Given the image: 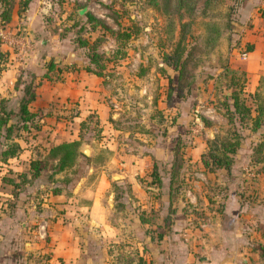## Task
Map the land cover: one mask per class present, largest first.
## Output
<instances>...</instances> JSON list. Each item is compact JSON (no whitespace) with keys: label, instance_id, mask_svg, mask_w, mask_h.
I'll list each match as a JSON object with an SVG mask.
<instances>
[{"label":"rangeland","instance_id":"1","mask_svg":"<svg viewBox=\"0 0 264 264\" xmlns=\"http://www.w3.org/2000/svg\"><path fill=\"white\" fill-rule=\"evenodd\" d=\"M210 1L205 5L198 0L191 13L182 9L178 18L172 11L161 13L147 0H29L25 6L21 5V0H11L9 20L0 21V30L6 33L5 39L0 38V69L7 62V50L11 48L8 40L11 37H18V48L30 44L41 58L49 52L46 64L50 59L53 65L59 64V57L72 52L73 62L66 67L74 69L75 65L76 69H95V65L89 62L87 48L93 45L98 53H102V73L106 74L104 78L108 83L106 90L119 104L118 109L108 104L109 109L102 118L87 113L70 123L61 120L66 117L58 119L56 116L54 121L43 120L42 123L32 117L25 124L29 126L27 130L20 127L23 124L17 118H9L15 127L12 138L19 144V154H22L11 163V167L17 171L16 174L28 173L31 171L29 162L34 159L39 161V175L30 178L29 183H21L19 188L30 189L28 195L32 197L36 211L42 209V198H48L45 193L63 196L51 202L45 200L51 210L48 214L45 211L43 216L52 222L59 216L62 225L71 227L78 223L83 244L78 264H126L129 254L143 246L140 240L147 237V231L152 236L158 233L155 226L160 217L155 213L159 212V205H152L145 212L140 209V198L133 193L134 184L138 189L146 190L151 164L155 160L151 159L152 163L145 166L139 163V159L148 152L147 143L163 137L166 125L162 116L165 113L169 117L176 110L183 112L188 109L195 120L192 119L189 125L193 128L192 135L205 139L201 118H211L214 126L226 123L223 109L215 96H228L238 91L250 105L251 98L242 96L239 89L246 78L241 70L232 68L242 57L240 51L243 46L238 39L241 30L236 26L243 24L238 16L240 0ZM82 9L100 24L87 21L84 13H78ZM182 22L185 26L180 28ZM248 23H244L247 28L251 25ZM123 31L130 33L128 38L117 36ZM81 41H87L88 45L80 44ZM13 47V51L17 50L16 46ZM174 50L178 58H175ZM28 60H24V65ZM173 62H176V67ZM15 64L17 86L23 89L29 85L32 90L37 79L35 76L29 78L22 63ZM18 100L14 104L15 110ZM176 102L180 107H173L172 110L171 106ZM261 123L258 135L264 133V114ZM45 125L52 127L57 134H46L50 130L42 128ZM234 125L236 127L237 122ZM62 129L70 133H62ZM71 133L78 138V154L71 166L56 172L55 162L47 160L44 155L51 145L70 140ZM83 147H88L87 156L81 152ZM183 155H187L185 151ZM139 166L143 169L141 175L138 173ZM168 168L156 161V172L161 177L168 176ZM203 173V168L183 163L175 180V191L179 194L175 196L174 193L173 201L181 197L186 205V191L197 196V190L202 187L198 188L184 178L192 177L194 181L197 175ZM10 176L7 174L5 177ZM198 181L203 186V176ZM11 189L9 186L8 191L12 192ZM147 189L150 197L146 200L152 201L151 204L155 201L160 203L156 195L153 198L158 190H154L153 186ZM175 202L177 204V200ZM82 205L88 209H81ZM92 205L97 208L94 212L89 210ZM66 209V214L59 215ZM139 213L149 217L144 230L137 228ZM93 219L114 227V236L108 230L99 235V226ZM160 220L168 221L163 217Z\"/></svg>","mask_w":264,"mask_h":264},{"label":"crops","instance_id":"2","mask_svg":"<svg viewBox=\"0 0 264 264\" xmlns=\"http://www.w3.org/2000/svg\"><path fill=\"white\" fill-rule=\"evenodd\" d=\"M239 6L238 16L243 24L238 26L241 30L238 39L243 46L240 54L245 56L231 67L244 74L246 79L239 89L242 96H249L252 102L253 94L262 95L264 88V0H240ZM247 22L251 24L249 28L244 24ZM7 52L9 56L5 67L0 69V101L7 110L15 111L14 104H17L19 95L22 94V87L17 86L14 75L17 66L15 63L18 62L23 64L30 79L32 76L37 79L32 88L34 98L28 105V110L41 123L43 120L54 121L56 116L58 119L66 117L61 120L63 123H70L87 113H94L102 118L109 109L108 104L113 109H118L119 104L102 83L104 76L76 69L77 65L75 69L66 67L73 62L72 52L59 57L60 63L54 64L50 70L46 64L50 53L47 52L48 55L41 58L30 44L22 52L9 49ZM236 55L238 56L237 53ZM27 59L29 60L24 65V60ZM173 107L177 109L180 104L176 102L171 106L172 110ZM166 109L165 112H168ZM170 114L169 117L167 113L162 116L166 125V129L162 131L163 137L146 144L148 152L140 156L139 163L148 166L147 164L152 163L151 159H154L169 167L174 145L177 140H182V151L187 154L185 157L183 155L184 163L202 168L200 154L206 149V139L213 136L218 125L214 126L211 118L206 117L211 125L209 128L202 126L206 137L200 139L192 135L193 128L189 125L194 118L188 109L183 112L176 110ZM113 119H116L114 115ZM43 127L50 130L46 134H57L52 127ZM61 131L64 134L70 133L66 129ZM73 133L71 139L76 138ZM242 134L243 139L228 170H204L203 175H197L194 181L192 177L184 178L189 183H195L198 188L202 187L197 190V196L185 192L187 199L184 201L192 204L195 212L188 209L184 214V204L180 198H176L177 204L176 200L169 202L167 175L161 179L160 196L157 199L160 203L148 202L146 199L150 197V192L138 189L134 184L133 195L140 198V209L146 212V208L159 205V212L155 215L159 214L163 219L170 217L167 222H161L159 218L155 226L161 234L160 239L151 241L145 236L140 240L143 246L140 247L139 254L149 260L150 264H264V174L252 171V168L256 170L257 165L247 164L253 145L251 142L257 140L258 134L247 129H243ZM21 155L18 154L17 157ZM15 160L16 158L11 159L10 164ZM137 168L138 173L143 174L142 167ZM245 168L250 170L251 176L244 171ZM202 176L204 183L200 186L198 179H202ZM14 180L17 181L16 177ZM9 186L0 175V264H78L82 255L81 245L83 246L78 223L71 227L68 224L62 225L59 216L53 222L43 216L45 211L48 214L51 210L45 200L51 202L63 196L45 193L48 198H42V209L36 211L32 197L28 195V187L24 190L17 187L9 192ZM93 205L89 208L91 212L97 210ZM80 208L88 209L83 205ZM67 212V209L63 210L59 215ZM136 220L139 224L137 228L144 230L146 223ZM93 221L99 226V235L108 230L114 236V227L103 225L96 219Z\"/></svg>","mask_w":264,"mask_h":264},{"label":"trees","instance_id":"3","mask_svg":"<svg viewBox=\"0 0 264 264\" xmlns=\"http://www.w3.org/2000/svg\"><path fill=\"white\" fill-rule=\"evenodd\" d=\"M28 1L29 0H21V5L25 6ZM197 1L198 0H147L149 5L155 7L161 13L169 14L172 11L178 16V18H180V16L182 15L180 11L182 9L184 12L191 13ZM202 2L206 5L211 1L202 0ZM0 8V21H8L10 18L11 0H0ZM78 13H84L83 15L86 17L87 21H92L94 23L100 24L98 20H96L90 13L84 12L83 9L79 10ZM179 26L180 28H183L185 26V23L182 22L179 24ZM106 29L109 30L107 27ZM129 35L130 33L128 31L117 33V36L124 39L128 38ZM179 43L180 41L177 42V44ZM80 44L87 46L88 42L81 41ZM87 48L89 49V62L95 65V69L85 67L83 70L86 73L105 77L106 74L102 73V69L104 68L101 62L102 53H98L96 49H94L93 45H88ZM175 53L176 50L173 51V54ZM176 57L178 58L179 56L175 54V58ZM176 62H173V65L175 67L177 66ZM47 67L48 70L54 67L52 59L48 61ZM180 70L181 67L178 68V80L181 72ZM102 83L105 88L108 87V83L105 78ZM33 98L34 94L33 91L30 90V86L25 85L22 89V96L18 100V106L15 111L11 109L7 110L3 105L2 101H0V175L3 182L11 186L12 191H14L15 188L19 187L21 183H29L30 178H35L39 175V161L36 159L31 160L29 162V168H31V171L28 173L21 172L16 174L17 171H15V169L11 167V164L9 162L11 159L17 158L19 154V144L16 142L15 139L12 138V132L15 127L11 122H9V118H17L23 124L20 127L27 130L29 126H26L25 124L29 120H31L32 117H34V113L28 110V105L33 100ZM215 99L218 105H221L220 107L223 109L226 123L223 126H217L216 131L213 133V136L211 138L206 139V149L200 154V164L202 168L208 172H212L216 169L228 170L233 162V155L239 147L241 139H243V129H247L249 132H257L259 130L262 124V116L264 114V88L262 95H258L257 93L253 94L252 102H250V105L246 103V100L243 97H240L238 91H234L228 96H215ZM235 122H237L236 127L234 125ZM201 123L203 127H209L211 125V123L205 120L204 118H201ZM78 145V138L61 141L51 145L47 149L46 155L44 156H46L45 158L47 160L54 161L55 171L60 172L73 164V161L78 154ZM182 147L183 145H181V141L177 140L173 148L172 159L168 168L169 170L167 171L169 178V202L173 201L174 199V193H176L175 180L177 172L178 169L183 166L184 163V151H182ZM249 164L257 165L256 171L264 174V133H259L257 140L253 142L249 153ZM2 170H4L6 173L3 174L4 171L1 172ZM7 174H11V176L5 177ZM15 177L17 181L14 180ZM161 179L162 177L156 172V162L153 161V163L151 164L150 174L148 175V181H146L147 186L145 190L147 191V188L152 186L154 190H158L157 193L153 195V198L156 195L157 199H159L162 181ZM180 180H183L181 176ZM181 183L183 184V182ZM177 194L179 193H176L175 196ZM185 204L186 205L182 206V211L184 214L188 212V208L190 209V212H195L192 204H189L188 202H185ZM144 213H139L137 219L140 223L147 224L149 217L145 216ZM165 220H168V216L165 217ZM147 233V236L151 241L158 240L161 237L160 233H157L155 236L150 235V232L148 231ZM129 256L130 257H127L125 261L126 264H150V261L146 260L145 257L140 255L139 251H133L129 254Z\"/></svg>","mask_w":264,"mask_h":264},{"label":"built area","instance_id":"4","mask_svg":"<svg viewBox=\"0 0 264 264\" xmlns=\"http://www.w3.org/2000/svg\"><path fill=\"white\" fill-rule=\"evenodd\" d=\"M5 37H6V33L4 32V31H1L0 30V38H2V39H5ZM8 43L11 45V48H9V50H11V51H13V49H14V47H13V45L14 46H16L17 47V50L18 51H21L22 52V50L24 51L28 46H29V44L27 43L25 46H20L19 48H18V46H17V43H18V37L17 38H15V37H11L9 40H8ZM13 44V45H12ZM14 52V51H13ZM245 55L244 54H242V57H244ZM244 171L249 175L251 172H250V170L249 169H244Z\"/></svg>","mask_w":264,"mask_h":264},{"label":"water","instance_id":"5","mask_svg":"<svg viewBox=\"0 0 264 264\" xmlns=\"http://www.w3.org/2000/svg\"><path fill=\"white\" fill-rule=\"evenodd\" d=\"M238 27V25H236ZM54 61H57V59H54ZM81 152L84 154V155H88V147H83V149L81 150Z\"/></svg>","mask_w":264,"mask_h":264}]
</instances>
